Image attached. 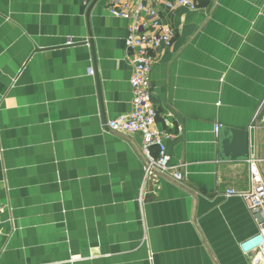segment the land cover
<instances>
[{
	"label": "crops",
	"instance_id": "0c3cea01",
	"mask_svg": "<svg viewBox=\"0 0 264 264\" xmlns=\"http://www.w3.org/2000/svg\"><path fill=\"white\" fill-rule=\"evenodd\" d=\"M108 1L0 0V264H264L240 246L249 205L225 195L249 191L248 161L221 148L249 130L264 173V0L159 7L176 33L152 98L181 182L107 125L134 72Z\"/></svg>",
	"mask_w": 264,
	"mask_h": 264
},
{
	"label": "built area",
	"instance_id": "2783aa9c",
	"mask_svg": "<svg viewBox=\"0 0 264 264\" xmlns=\"http://www.w3.org/2000/svg\"><path fill=\"white\" fill-rule=\"evenodd\" d=\"M160 5L168 9L176 6L197 8L193 0L108 1V10L113 16L129 21L125 50L128 57H133L134 72L130 80L133 91L132 110L109 120L107 125L111 131L117 133L142 135L146 175H170L174 180L181 182L183 180V174L179 169L181 166L171 164V156L167 151V141L171 135L159 127V113L152 98L150 79L152 65L159 51L171 47L176 33L163 20ZM90 72L93 73L92 70ZM260 115L255 116V121ZM259 117L261 124L264 115L261 119ZM219 129L220 127L216 126V132ZM254 151L253 147L247 160L250 167L249 191L238 192L231 189L226 191L225 195L239 196L249 205L258 224V232L243 241L240 246L244 254L247 256L258 254L264 263V173L260 166L261 158L256 156ZM154 152H157V155Z\"/></svg>",
	"mask_w": 264,
	"mask_h": 264
},
{
	"label": "water",
	"instance_id": "95a60500",
	"mask_svg": "<svg viewBox=\"0 0 264 264\" xmlns=\"http://www.w3.org/2000/svg\"><path fill=\"white\" fill-rule=\"evenodd\" d=\"M264 115V109L261 112L259 119ZM229 132L232 135V140L228 137H223L221 141V148L223 154H231L232 158L241 161H247L252 152L251 149V137L249 130H235L230 129Z\"/></svg>",
	"mask_w": 264,
	"mask_h": 264
}]
</instances>
